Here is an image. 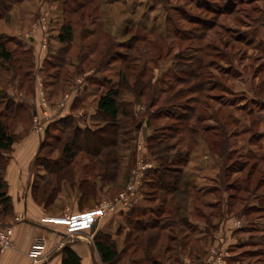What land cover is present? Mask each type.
<instances>
[{
  "label": "rangeland",
  "instance_id": "rangeland-1",
  "mask_svg": "<svg viewBox=\"0 0 264 264\" xmlns=\"http://www.w3.org/2000/svg\"><path fill=\"white\" fill-rule=\"evenodd\" d=\"M12 7L0 20L13 51L0 69V121L14 133L35 131V111L41 112L39 155L46 164L40 176L52 181L49 191L56 194L49 208L58 213L76 204L83 178L97 184V200H115L140 165L158 164L156 155L187 158L182 181L190 210L180 216L188 222L176 224L170 197L167 211L157 216L163 223L173 216V226L161 232L153 255L164 264H197L200 256L205 264L219 246L229 254L227 264H264V0H22ZM67 25L72 39L62 42ZM50 49L55 66L44 63ZM88 80L93 85L84 91ZM110 87L119 90L121 110L130 107L131 113L118 119V145L103 152L112 153L102 159L107 167L86 150L69 172L48 164L62 156L59 138L67 137L61 132L67 123L105 129L111 138L109 118L86 114ZM68 95L79 97V108L46 135L47 126L63 118L54 119L51 107ZM11 99L17 116L7 107ZM15 134L18 140L23 132ZM147 170L136 201L144 220L155 216L149 208L157 212L162 194L145 185ZM128 210L103 218L98 232L117 244L120 256L111 264H138L144 254L133 240L143 233H127L122 212ZM208 219L219 227L206 236L202 224Z\"/></svg>",
  "mask_w": 264,
  "mask_h": 264
},
{
  "label": "trees",
  "instance_id": "trees-1",
  "mask_svg": "<svg viewBox=\"0 0 264 264\" xmlns=\"http://www.w3.org/2000/svg\"><path fill=\"white\" fill-rule=\"evenodd\" d=\"M20 1L22 0H0V20L3 19L4 16H6V14L11 10L14 4ZM72 35L71 25L63 26V32H61L59 40L62 42L71 40ZM12 60L13 51L8 47L6 38L3 35H0V69L3 68L2 65L10 63ZM28 74L29 72L25 73V75ZM200 77L201 79L203 78L202 74H200ZM125 78L126 75L122 73L121 79L123 82L125 81ZM118 96L119 90L116 87H110L99 97L97 104V113L100 115H105V117L109 118L107 125L108 127L113 128V135L111 136V138L104 136L105 133H107L105 129H84L78 125L71 124V122L67 123L66 128L64 127L61 129V132H65V134L68 131L67 137L59 138V143H61L62 156L58 160L48 161V164H55L56 166H58L59 171L69 172V170L72 168V162L74 158L80 151L86 150L87 152H89V154L93 155V157L97 159V162L101 163L106 168L109 162H106V159H102L106 156L108 159V156H110L111 152L106 151L104 153V157L102 156L103 152L106 148H109L112 145L114 147L118 145V119L120 118L121 114L129 116L131 113L130 107H126L121 110ZM7 107L11 108V111L14 113V115H16L15 113L17 111V105L13 102L12 99ZM67 115L60 120H55L54 123H50V125L46 128V135L53 128L56 121L61 122L63 119L69 118V116ZM128 131L130 130H127V133ZM16 140V134L10 131L6 123L0 121V217L5 222H7V218L13 215V207L12 198L8 195L7 192V182L4 179L3 171L6 157L2 154V152L11 150L12 145ZM84 143H91L93 145V149L89 150L87 148V145H84ZM115 155L117 154L115 153ZM115 155L111 163L116 164L118 159ZM156 161L158 162V164H155L154 166H152V168H148L145 177L146 186H156L155 188H158L162 192L160 204L161 206L158 208L157 212L152 208H149L151 213L155 216H150L145 220L142 219V216L146 214V211L140 203L135 204L127 212H122L127 217V233L132 235H135V233H143L142 238L141 234H138L133 238V240L135 238V240H138V242L140 243L138 246H141L144 251L143 256L140 259L138 258V264H164L160 256L158 257L153 254L155 252V249L159 247L160 239L162 237L161 232L167 231L169 227L172 228L173 226V222L171 221V218H174L173 216H170L171 218H166V223H163V220H161L157 216L158 212L165 213L167 211V205L170 197H172L173 200H176V204L174 203L175 206L173 211L174 215L176 214L177 219H179L176 224L181 223V225L184 226L186 225V222H188L187 219H185V216H180V213L190 210L187 209L189 207L188 200L190 198V193L189 190L187 192L186 187L183 186L182 181V177L186 175L184 164L187 163V158L167 159V157L165 158L164 156L156 155ZM45 164L46 163L44 160V166ZM39 177L42 179L43 184L41 186L39 180H36L34 185V197L36 201L44 204L46 207H49L51 203H53V201L56 199V194L54 191L55 189H52V191L50 190V192L49 185L52 184V181L43 174H41V176ZM58 177H60V180L66 178L61 174H58ZM96 188L97 184L95 182H90L89 178L86 177L82 179L80 183V196L78 200V203L82 207V209L92 207V205L98 203L99 200H97ZM201 216L204 219L207 218V214H201ZM218 225L219 224L214 223L210 219H208L203 225L204 235L208 236V234L210 232H213V230L217 228ZM94 241L104 263L111 264L119 258L120 252L119 250H117V244L109 234L101 235V233H96ZM172 248V245H167L165 247V249L167 250H173ZM197 255H199V253ZM196 261L198 262L197 264H201L203 260L200 256H197ZM62 264H82L81 257L70 246H66L63 248Z\"/></svg>",
  "mask_w": 264,
  "mask_h": 264
},
{
  "label": "crops",
  "instance_id": "crops-1",
  "mask_svg": "<svg viewBox=\"0 0 264 264\" xmlns=\"http://www.w3.org/2000/svg\"><path fill=\"white\" fill-rule=\"evenodd\" d=\"M13 6L15 7L16 4ZM9 33L0 32V35ZM31 39L34 40V38ZM52 53V49L47 52L44 63L47 62V64L55 66L53 65V60L49 57L50 55L56 56V54ZM92 85L93 83H86L84 91L88 90ZM79 97H77V100L79 98L82 103H85L86 95ZM77 100L76 98L73 101L72 99L67 100L62 107H57V104L51 107V114L56 115L54 119H59L75 112L79 108ZM97 109L96 106H92V108L87 109L88 112L86 114L92 117L97 112ZM21 132L23 134L14 142L11 150L2 152L6 157L3 171L4 179L7 182V192L12 198L13 207V215L7 218L6 221L15 224L14 241L16 247L0 250V264H62L63 248L66 246H70L79 254L82 264L103 263L95 245V237L90 238L91 232L68 233L64 216L68 213L83 210L78 201L73 206L61 209L58 213L36 201L34 185L38 176H40V169L44 165V161L39 155L44 137L39 134L40 132L29 129L24 131L15 130V133ZM102 221L93 229L92 233L94 236L99 232ZM37 238L45 240L44 255L39 259L29 255V250ZM226 254L229 255L228 253Z\"/></svg>",
  "mask_w": 264,
  "mask_h": 264
},
{
  "label": "built area",
  "instance_id": "built-area-1",
  "mask_svg": "<svg viewBox=\"0 0 264 264\" xmlns=\"http://www.w3.org/2000/svg\"><path fill=\"white\" fill-rule=\"evenodd\" d=\"M43 93V92H42ZM42 95V94H41ZM69 99V95L67 100ZM66 98L61 100L57 107H62L65 104ZM39 105H43L45 109H42L44 114L49 112L47 107V101L41 97ZM38 105V107H40ZM41 112L35 111L34 116V129L37 132L44 130L42 123ZM150 166L142 164L137 170L134 171L132 179L128 182L122 193L115 200L100 199L98 203L89 209L68 213L64 216L67 222V230L69 234L79 232H91L90 238L94 237L93 229L105 218L106 216L119 213L132 208L139 197V188L142 185V179L144 171ZM15 224L12 222H5L0 218V250L15 248L16 244L14 241V227ZM223 241V239H221ZM45 251V240L43 238H37L34 240L29 255L35 259H39L44 255ZM227 254L219 246L213 247L210 251L209 257L205 264H227Z\"/></svg>",
  "mask_w": 264,
  "mask_h": 264
}]
</instances>
